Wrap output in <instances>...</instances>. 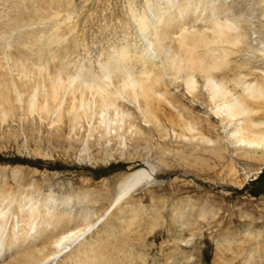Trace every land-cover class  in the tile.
I'll use <instances>...</instances> for the list:
<instances>
[{"label":"rangeland","instance_id":"374dc122","mask_svg":"<svg viewBox=\"0 0 264 264\" xmlns=\"http://www.w3.org/2000/svg\"><path fill=\"white\" fill-rule=\"evenodd\" d=\"M203 1L207 3L200 8V17L209 15L206 9L218 0ZM224 1L231 5L228 18L243 21L252 39H264V0ZM166 2L177 5L179 0ZM158 3L0 0V49L63 75H74L79 69L100 75L103 68H113L122 53L130 50L138 55L143 44L151 42L155 26L140 31L135 17L144 13L149 24L157 18L162 22L154 9ZM167 7L162 4L161 11ZM246 51L238 61L247 55L254 61L240 72L247 74L248 81H260L264 59ZM134 58L126 64L133 61L130 68L137 63ZM176 87L168 83L165 91L185 120L204 136L222 142L225 131L212 118L205 94L193 99ZM166 113L161 116L170 128L166 141L134 113L133 121L144 133L122 146L76 140L65 114L58 121L54 116L44 120L37 113L19 111L12 121L1 124L0 187L16 191L24 205L38 199L36 206L42 203L51 206L50 213L64 212L72 218L70 226L85 217L90 223V231L67 242V253L45 264L60 263L70 252L82 250L85 240L96 245L106 238L120 243L121 264H264V162H247L232 154L231 148L218 155L214 146L198 138L174 136L172 129L185 131L178 119L172 123V115ZM256 117L264 119L263 107ZM145 165L155 167L151 181L114 206L118 181ZM13 203L2 217L13 213Z\"/></svg>","mask_w":264,"mask_h":264},{"label":"bare ground","instance_id":"6f19581e","mask_svg":"<svg viewBox=\"0 0 264 264\" xmlns=\"http://www.w3.org/2000/svg\"><path fill=\"white\" fill-rule=\"evenodd\" d=\"M166 1L159 0L154 8L156 15L163 18L162 22L157 18L158 22L154 20L149 24L144 13L135 17L140 31H148L155 26L151 42L144 43L138 55L131 54L130 50L122 53L119 61L112 63L113 68H103L100 75L82 69L74 75H63L60 71H49L41 64L28 62L4 50L5 47L1 48L0 126L12 121L19 111L22 114L37 113L44 120L54 116L58 121L65 114L70 133L76 140L81 138L85 145L92 140V145L95 141L121 145L125 140L141 137L144 133L142 127L134 123V113L145 125L153 128L160 139L165 140L170 128L163 125L161 116L168 112L173 117L171 122L178 119V126L185 131L177 133L172 129L174 136L187 140L198 138L214 146L212 150L218 155L231 148L232 154L247 162L257 159L264 162V119L256 117L260 108H264V71L261 70L260 81H248L247 74L240 71L249 69L248 64L254 59L252 61L247 55L243 62L238 61L246 50L260 60L264 59L263 37V40L252 39L243 21L228 18L231 5L224 0L211 4L206 9L209 15L204 17H200V8L207 3L203 0H179L177 5H168ZM165 3L168 7L162 12L161 5ZM253 40H258L255 45L263 46H255ZM132 56L137 69L129 66L133 61L126 65ZM197 76L202 81L201 85ZM168 83L181 86L184 94L193 99L205 94V103L212 118L225 131L222 142L204 136L194 123L185 120L179 106L174 105L165 91ZM186 132L192 135L191 138ZM154 168L145 165L125 174L116 186L114 206L150 182ZM31 201V205H24L16 191L0 187V264L55 261L67 253V242L78 240L89 230L90 223L86 217L77 222L74 220L70 226L72 218L63 216L64 212L55 209L50 213L51 206L42 203L36 206L38 199ZM11 202L14 209L8 215L9 223L8 216L2 215ZM82 246V250L77 248L60 263L59 260L54 263H123L121 255H117L120 243L110 238L101 239L96 245L85 240Z\"/></svg>","mask_w":264,"mask_h":264}]
</instances>
